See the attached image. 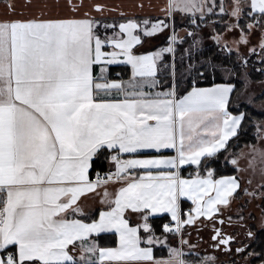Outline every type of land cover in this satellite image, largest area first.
<instances>
[{"label": "snow or ice", "instance_id": "obj_1", "mask_svg": "<svg viewBox=\"0 0 264 264\" xmlns=\"http://www.w3.org/2000/svg\"><path fill=\"white\" fill-rule=\"evenodd\" d=\"M129 7L0 0V264H264V0Z\"/></svg>", "mask_w": 264, "mask_h": 264}, {"label": "crops", "instance_id": "obj_2", "mask_svg": "<svg viewBox=\"0 0 264 264\" xmlns=\"http://www.w3.org/2000/svg\"><path fill=\"white\" fill-rule=\"evenodd\" d=\"M109 2H111L109 4L110 7L120 6L121 10H123V11H129V12L134 11V9L129 7L134 2V0H110ZM124 2H125V4H124ZM155 2L162 3L163 0H155ZM155 14L158 15L159 13H155ZM107 15L110 18L119 17L116 13H108ZM177 30L179 31V28ZM165 36H167V33L158 34L156 37L147 39L146 42L144 43L143 47H140V51L141 52L151 51V50H155L158 47H161L162 42L164 40L163 38ZM116 66H124V65H113L111 67H116ZM125 67H127V66H125ZM110 72H111V68H110ZM106 168H107V165L105 166L104 169H106ZM187 202H189V204L191 205L190 201H187ZM84 203H85L86 209L90 213L96 212L99 209V207H100L98 201L95 200V199H91L90 198V199L86 200ZM239 203H240V201H239ZM187 210L188 209H185V211H187ZM227 215H229V213L226 211L225 212V218L227 217ZM232 215H233V219L236 220L237 217H236L235 213L232 214ZM201 219H203V218H201ZM248 223L251 225L253 222L251 220H249ZM198 224H199V222H198ZM201 227L203 228L202 225H201ZM190 229H189V231H191V233H192V235H191L192 242L195 243L197 241L198 237H199V239H200V241L202 243V247L207 249L209 251V253H211L213 251L209 247V245L211 243L210 237L212 235L211 228L210 227L203 228L202 231L197 232L196 226L194 225V226H191ZM225 231L229 232V233L239 232L240 233L239 239H243V229H241L236 224H234L232 227H225ZM102 235H111V234H102ZM177 243H178L177 240H173V244H177ZM157 255L160 256L161 258H167V252L166 251L162 252V253L158 252ZM237 258L239 259V257H237Z\"/></svg>", "mask_w": 264, "mask_h": 264}, {"label": "trees", "instance_id": "obj_3", "mask_svg": "<svg viewBox=\"0 0 264 264\" xmlns=\"http://www.w3.org/2000/svg\"><path fill=\"white\" fill-rule=\"evenodd\" d=\"M124 4H125V2H124ZM110 19H114V20L118 21L120 19V17L110 18ZM163 39L164 40L162 42L161 47L166 45V36ZM256 66L259 67L258 64ZM117 73H120L124 79H127L128 75H129V69H128V67H125V66L111 67L112 76L115 77ZM252 76L255 80L264 79V77L260 76L259 72H255V71L252 72ZM203 86H209V85L205 84ZM231 110L233 111L234 114H236L235 108H232ZM242 110H246V111L251 112V109L242 108ZM253 114H255V113H253ZM258 118H264V117H258ZM253 132H254V128H252L251 123L249 122V125L246 129V132L241 134L240 140L235 145H233L231 151L238 154L241 150L247 148L245 146L246 144H248V145L258 144V141H256L253 138ZM230 143H232V142L230 141ZM225 155H227V153H225ZM106 165L107 164L105 162V166ZM105 166H104V168H105ZM212 166L217 170L218 176L219 175H234L235 174L233 172V166L230 163L226 162L223 159V157H221L218 161H216ZM193 170H194V167L193 168H186V170L184 171V175L187 176L188 173L192 172ZM190 207H192V206L189 204V202L185 201L183 203L184 210L189 209ZM115 239L116 238L112 235H102V238L100 239V243L102 245H114Z\"/></svg>", "mask_w": 264, "mask_h": 264}, {"label": "rangeland", "instance_id": "obj_4", "mask_svg": "<svg viewBox=\"0 0 264 264\" xmlns=\"http://www.w3.org/2000/svg\"><path fill=\"white\" fill-rule=\"evenodd\" d=\"M110 0H99V2H101V3H106V4H110L111 2H109ZM256 90L257 91H259V86L257 85L256 86ZM258 146H262V145H259V142H258V144H257ZM241 151H243L244 153H249L250 152V148L249 147H247V148H245V149H243V150H241ZM240 151V152H241ZM241 163H242V165H244V166H246V163H245V161H241ZM257 179H259V176L257 175ZM242 201H240V203H241ZM238 205H239V202H237V204H234L233 205V207H232V213L231 214H234L235 212H236V209H237V207H238ZM246 211H254V212H257V214H258V209H256L255 208V206L254 205H248V206H246ZM234 220V219H233ZM190 229V228H189ZM192 229V228H191ZM190 229V230H191Z\"/></svg>", "mask_w": 264, "mask_h": 264}, {"label": "built area", "instance_id": "obj_5", "mask_svg": "<svg viewBox=\"0 0 264 264\" xmlns=\"http://www.w3.org/2000/svg\"><path fill=\"white\" fill-rule=\"evenodd\" d=\"M105 171L107 170V168L106 169H104ZM94 178V177H93ZM185 212H187V211H185Z\"/></svg>", "mask_w": 264, "mask_h": 264}]
</instances>
